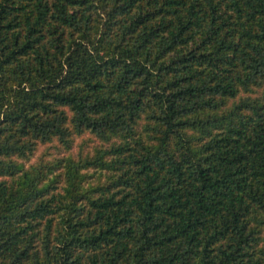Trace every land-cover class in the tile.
I'll list each match as a JSON object with an SVG mask.
<instances>
[{
  "label": "trees",
  "instance_id": "16d2710c",
  "mask_svg": "<svg viewBox=\"0 0 264 264\" xmlns=\"http://www.w3.org/2000/svg\"><path fill=\"white\" fill-rule=\"evenodd\" d=\"M0 264H264V0H0Z\"/></svg>",
  "mask_w": 264,
  "mask_h": 264
},
{
  "label": "rangeland",
  "instance_id": "374dc122",
  "mask_svg": "<svg viewBox=\"0 0 264 264\" xmlns=\"http://www.w3.org/2000/svg\"><path fill=\"white\" fill-rule=\"evenodd\" d=\"M85 138H87V137L85 136ZM80 140H81V138L76 139L75 146L72 149L71 153L75 154L78 151V149H79L78 143L80 142ZM53 144H47V145L39 146L38 150L35 152V154L31 160L36 161L42 154H44L46 152L48 153V155H46L45 158H47V159L53 158L52 156L56 155L58 152L55 149L56 147H54L55 145H53ZM89 149H90V146L86 147L85 151H88Z\"/></svg>",
  "mask_w": 264,
  "mask_h": 264
}]
</instances>
